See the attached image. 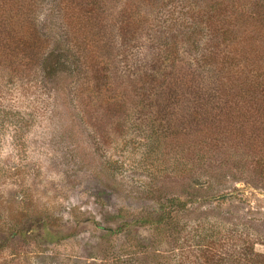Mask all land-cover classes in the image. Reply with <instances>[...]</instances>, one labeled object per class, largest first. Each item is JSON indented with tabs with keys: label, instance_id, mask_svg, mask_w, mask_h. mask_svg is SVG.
<instances>
[{
	"label": "rangeland",
	"instance_id": "obj_1",
	"mask_svg": "<svg viewBox=\"0 0 264 264\" xmlns=\"http://www.w3.org/2000/svg\"><path fill=\"white\" fill-rule=\"evenodd\" d=\"M37 1L40 31L64 34L60 0ZM127 1L60 9L71 30L119 11L134 23L146 10ZM152 2L142 27L164 36L129 46L99 89L73 59L50 81L38 67L18 73L0 44V264H211L219 242L264 255V91L243 101L228 88L233 110L207 137L189 126L190 104L164 111L154 91L132 90L134 70L212 17L200 2ZM253 4L245 14L262 17Z\"/></svg>",
	"mask_w": 264,
	"mask_h": 264
},
{
	"label": "trees",
	"instance_id": "obj_2",
	"mask_svg": "<svg viewBox=\"0 0 264 264\" xmlns=\"http://www.w3.org/2000/svg\"><path fill=\"white\" fill-rule=\"evenodd\" d=\"M35 1L0 0V44L14 62L12 67L18 73L21 68L25 71L38 67L45 81H50L64 68L67 69L73 59L92 73L93 76L86 83L95 80L94 85L99 89L101 85H108L111 75L115 78L121 76H117L119 70L115 68L118 64H114V59L125 57L129 46L136 48L132 45L137 44L143 48L145 42H160L164 36L158 37L156 32H146L142 27L150 7H154L152 0L142 3L141 0L127 1L129 5L140 4L146 10V13L136 14L134 23H129L122 11L117 16L108 17L109 25L96 20L95 25L90 15H85V19H89L88 26L78 30H71L67 26V12L60 9V0L53 8L66 26L64 34L57 37L49 24L44 26L43 33L40 31L44 25L40 17L42 9L38 1L35 5ZM184 1L205 4L212 17L201 25L194 24L195 29L186 33L185 39L179 42L175 37L168 39L170 45L162 46L160 53H156L149 64L134 70L137 83L131 82L130 86L132 90L140 87L154 91L157 107L164 111L173 106L187 109L190 104L193 117L189 126L196 127L200 135L207 133L209 137L213 126L221 124L223 118L233 110L234 99L226 95L228 88L234 91L233 85H237L239 88L235 89L241 93L243 101L264 91V0ZM254 1L260 3L262 17L245 14L247 8L258 7L253 4ZM49 20L46 18L45 21ZM94 27L98 30H94ZM182 52L189 58H184L185 61L180 63ZM242 61L245 64L240 67ZM92 63H95V69ZM82 85L78 87L82 89ZM160 100L164 106L160 105ZM183 137L187 138L188 135ZM223 138L227 139L226 135ZM162 222L159 219L155 223L159 225ZM237 241H233V247L239 244ZM221 245V242L217 244L218 251L212 254L211 264H264V255L256 253L253 243H243L236 247L237 251L233 249L226 253L221 251Z\"/></svg>",
	"mask_w": 264,
	"mask_h": 264
}]
</instances>
